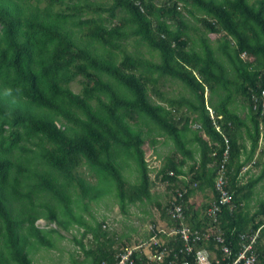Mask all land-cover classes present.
Instances as JSON below:
<instances>
[{
	"label": "trees",
	"instance_id": "obj_1",
	"mask_svg": "<svg viewBox=\"0 0 264 264\" xmlns=\"http://www.w3.org/2000/svg\"><path fill=\"white\" fill-rule=\"evenodd\" d=\"M35 1L0 0V264H33V248L53 249V235L63 238L59 229L70 231L74 224L84 229L83 238L92 233L97 242L87 249L78 241L87 262L115 264L132 246L114 251L118 237H108L103 223L91 225L80 211L89 212L110 181L123 212L150 201L153 170L146 156L164 137L174 153L158 172L173 197L158 204L165 226H153L136 242L155 237L158 245L135 251L134 263L171 264L182 254V238L172 234L181 224L173 218L177 205L193 230L209 227L207 213L190 202L206 189L215 194L207 208L218 202L223 164L233 204L221 206L219 228L235 258L243 235L264 224V199L253 213L243 206L264 182V150L258 152L264 0ZM187 15L205 31L198 40ZM131 39L148 46L151 58L125 49ZM163 78L181 82L188 95L169 97L160 87ZM76 81L79 91L72 88ZM251 162L261 171L242 184ZM39 220L56 228H41ZM217 243L199 246L222 258ZM263 244L264 228L256 245L260 264ZM151 247L165 252L162 262L150 259Z\"/></svg>",
	"mask_w": 264,
	"mask_h": 264
},
{
	"label": "rangeland",
	"instance_id": "obj_2",
	"mask_svg": "<svg viewBox=\"0 0 264 264\" xmlns=\"http://www.w3.org/2000/svg\"><path fill=\"white\" fill-rule=\"evenodd\" d=\"M31 1L36 2L35 0ZM99 2L110 3L111 0H99ZM187 16L189 24L198 29V33H192V36L198 40L201 37V33L204 34L205 31L202 30L201 32V25L196 22L194 17ZM208 36L213 40L214 44H216L214 41V35L209 34ZM125 49L131 53L138 52L146 58H151L148 46L144 44L137 45L134 39L125 43ZM156 61H158V58H156ZM160 87L169 97L183 96L188 95L189 93L181 82L173 78H163L160 82ZM72 88L75 91H79L81 85L76 81L72 84ZM209 94L210 93L207 92V96H209ZM160 142L161 143H159L155 149H151L146 156L147 161L153 170L151 173L153 181L152 199L150 201L129 205L128 211L123 212L117 205L118 201L115 198V195L117 196L118 194L117 187L115 184L113 186L112 181H110L104 185L105 190L102 189L103 195L100 200L90 202L89 212L80 211L91 225L97 226V223H103V232L108 234V237H111V239L114 236L118 237V239H115L116 242H114L112 246V249L117 253L120 252L126 244L135 246V244H137L136 242L139 240L146 239V236L150 235L153 226L156 225L163 227L166 224L165 219L163 218V210L158 204H161L163 207L166 206L173 197V193L169 182L162 179L163 176L158 171L163 168L166 157L174 153V144L167 137L161 138ZM262 150H264V129L260 141V148L258 150L259 154ZM249 166L243 169L242 184H246L249 178L260 172L255 164H250ZM126 174L130 175L127 170ZM89 179L92 180V182H95L94 177H89ZM129 180L131 182H136L137 175L131 174ZM263 199L264 182L256 187L253 197L250 200H247L243 206L245 207L246 203H248L249 206L247 209L253 213L257 210L258 204ZM190 203H192L200 213L202 212V214H206L208 210L207 206L209 205L208 199L206 197L203 199L201 191H196L192 195ZM37 226L41 228H56V224L49 223L45 220H39ZM59 231L64 237H59L57 234L53 235V240L56 244L53 249L39 245L33 248L31 252L33 264H90L87 262L85 251L81 248L78 241L83 239L87 249L91 246L95 247L97 242L93 241L92 233L83 238L84 229L77 224H74L70 231H65L63 229H59ZM104 238L105 237H103L101 241L104 242Z\"/></svg>",
	"mask_w": 264,
	"mask_h": 264
},
{
	"label": "built area",
	"instance_id": "obj_3",
	"mask_svg": "<svg viewBox=\"0 0 264 264\" xmlns=\"http://www.w3.org/2000/svg\"><path fill=\"white\" fill-rule=\"evenodd\" d=\"M220 129V128H218ZM227 148L225 152V158L223 160L224 163L228 162L229 151L231 149L229 141H226ZM227 181L225 178V166L220 168L219 174L216 180V188L219 192L218 202L215 201L212 206L207 211V216L210 218V225L204 230H193L190 226L185 223V211L183 205H177L173 210V218L181 222L180 228L174 230L172 234H180L182 238V245L184 246V250H182V254L177 257V260L172 262L171 264H260L259 252L256 249V245L258 243V239L261 234L262 228H264V224L253 234L243 235V249L238 253L235 258H232V251L230 246L226 243V239L223 234L220 233L219 228V213L220 208L223 205L231 206L233 204V198L230 193L226 189ZM216 241L218 242L216 248H220L223 251V257L218 258L217 254H214L212 257L206 250V247L199 246V242L202 241ZM159 241L157 239L152 238L150 243L135 244L132 247H126L121 250L118 255V260L115 264H135L132 258L133 253L137 250L143 249L146 245H158ZM155 247H151L147 254L153 261H163V256L165 252H161L159 249ZM145 252V251H144ZM195 255V260L191 261L188 259V256Z\"/></svg>",
	"mask_w": 264,
	"mask_h": 264
},
{
	"label": "crops",
	"instance_id": "obj_4",
	"mask_svg": "<svg viewBox=\"0 0 264 264\" xmlns=\"http://www.w3.org/2000/svg\"><path fill=\"white\" fill-rule=\"evenodd\" d=\"M250 144V140H248V145ZM257 156V155H256ZM255 162V161H254ZM254 162L249 163L246 167H248L250 164H254ZM250 167V166H249ZM257 168H259V170L261 171V167L258 166ZM261 184V183H260ZM214 193L212 190L210 189H206L205 191H201V196L203 197V199H205V197L208 199V203H210L211 201H213L214 199Z\"/></svg>",
	"mask_w": 264,
	"mask_h": 264
},
{
	"label": "clouds",
	"instance_id": "obj_5",
	"mask_svg": "<svg viewBox=\"0 0 264 264\" xmlns=\"http://www.w3.org/2000/svg\"><path fill=\"white\" fill-rule=\"evenodd\" d=\"M209 208H210V207H209ZM209 208H208V209H209ZM207 211H208V210H207ZM206 213H207V212H206Z\"/></svg>",
	"mask_w": 264,
	"mask_h": 264
}]
</instances>
